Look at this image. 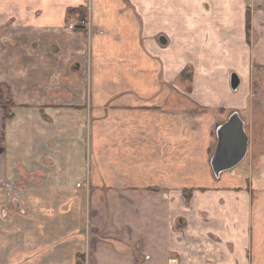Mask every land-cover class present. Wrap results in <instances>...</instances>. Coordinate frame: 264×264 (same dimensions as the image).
<instances>
[{
    "label": "crops",
    "instance_id": "1",
    "mask_svg": "<svg viewBox=\"0 0 264 264\" xmlns=\"http://www.w3.org/2000/svg\"><path fill=\"white\" fill-rule=\"evenodd\" d=\"M1 94L0 264H264V0H0Z\"/></svg>",
    "mask_w": 264,
    "mask_h": 264
},
{
    "label": "water",
    "instance_id": "2",
    "mask_svg": "<svg viewBox=\"0 0 264 264\" xmlns=\"http://www.w3.org/2000/svg\"><path fill=\"white\" fill-rule=\"evenodd\" d=\"M240 78L237 73L231 76V87L236 90L239 87ZM217 143L211 158V166L218 178L227 170L239 165L249 151L250 137L246 131V124L238 111L233 112L228 119L220 124L216 130ZM5 151L0 145V155ZM18 207H21L17 201Z\"/></svg>",
    "mask_w": 264,
    "mask_h": 264
},
{
    "label": "trees",
    "instance_id": "3",
    "mask_svg": "<svg viewBox=\"0 0 264 264\" xmlns=\"http://www.w3.org/2000/svg\"><path fill=\"white\" fill-rule=\"evenodd\" d=\"M70 15L76 16L80 21H88V9L87 7H79V8H73L69 11ZM249 28V25H248ZM185 72V71H184ZM182 73V77H184L185 73ZM192 77L189 78L191 81ZM0 104L2 108L5 111V118H11L12 113L10 111V103L5 100V96L1 94L0 97ZM189 197V196H188Z\"/></svg>",
    "mask_w": 264,
    "mask_h": 264
},
{
    "label": "rangeland",
    "instance_id": "4",
    "mask_svg": "<svg viewBox=\"0 0 264 264\" xmlns=\"http://www.w3.org/2000/svg\"><path fill=\"white\" fill-rule=\"evenodd\" d=\"M76 23H81V21H80V19H78L77 18V22ZM185 75H184V77H183V80L186 82V83H189V78L192 76L191 75V73L189 72V69H187V70H185ZM257 100H259L258 98H257ZM264 103V101H262L261 99H260V102L259 103H257V101H255L254 102V106L255 107H257L258 108V106L260 107V108H258L257 110H259V109H262L263 111H264V108H262L263 107V104ZM248 115V116H247ZM245 116H247V129H249V128H251V124H252V126L254 125V123H253V120H254V118H253V114H251L249 111H247V113H246V115ZM253 118V119H252ZM251 123V124H250ZM252 129H254V126L252 127ZM250 130V129H249ZM246 160V159H245ZM248 160V159H247ZM2 207V205H0V220L3 222V221H5L6 223H8V224H11V222H12V219H9V217L7 218V219H5V220H3V217H2V209L3 208H1ZM7 209L9 210V211H13L14 210V208H13V206H12V204H8L7 205ZM1 222V223H2Z\"/></svg>",
    "mask_w": 264,
    "mask_h": 264
},
{
    "label": "built area",
    "instance_id": "5",
    "mask_svg": "<svg viewBox=\"0 0 264 264\" xmlns=\"http://www.w3.org/2000/svg\"><path fill=\"white\" fill-rule=\"evenodd\" d=\"M88 25H89L88 21H81V23L72 24L71 26L74 28H78V27L87 28ZM83 74L88 76V74H89V66L88 65L85 66V68L83 69ZM172 261L174 263H176V259H172Z\"/></svg>",
    "mask_w": 264,
    "mask_h": 264
}]
</instances>
